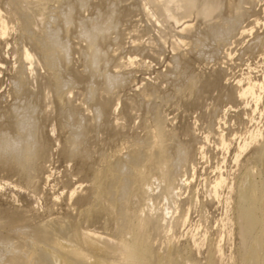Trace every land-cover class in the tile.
Instances as JSON below:
<instances>
[{"label":"rangeland","instance_id":"rangeland-1","mask_svg":"<svg viewBox=\"0 0 264 264\" xmlns=\"http://www.w3.org/2000/svg\"><path fill=\"white\" fill-rule=\"evenodd\" d=\"M18 1L23 13L31 17L33 35L22 36L9 0H0V20L7 27V34L0 37V136L10 141L7 134L13 136L15 129L6 125H14L20 118L17 111L29 114L32 108L33 115L42 118L47 154L31 182L7 168L0 169V220L7 222L12 215L19 216L27 219L29 229L71 217L81 230L88 229L104 239L114 235L117 223L113 216L99 213L85 220L82 215L92 200L88 190L90 166L79 172L76 162L62 152L60 143L67 138L69 128L61 126L50 133L61 107L55 106L50 85L56 74L65 81L63 90L70 103L87 118L81 125L86 132L85 149L93 160L112 159L116 152L124 159V147L145 139L154 115L164 119L168 135L164 141L166 158L159 165L162 170L152 168L150 191L131 199L138 202L146 224L144 233L161 249L159 252L164 254L170 240V246L181 251V258L191 254L204 263L213 256L216 264H241L236 190L264 138V0H247L246 4L221 0L220 12L210 18L196 15L202 1L197 0L191 13L182 15L177 24L148 18L137 0H70L76 1L75 14L64 10L62 0L41 2L38 9L31 4L35 0ZM236 4L241 5L235 16ZM117 8L120 17L114 18ZM69 12L70 23L64 17ZM81 22L94 31L101 28L100 36L106 39L100 49L105 58L98 60L89 76L85 74V59L100 50L80 31ZM108 24L111 27L107 28ZM213 24H218L220 31L211 32ZM56 27L68 48L54 54L55 63L49 69L40 51L45 46V32ZM175 43L180 46L178 50ZM24 50L33 53L35 66L31 73L27 71L25 92L16 94L13 82ZM177 57H183L185 67ZM129 60L133 64L129 65ZM23 65L28 69L26 62ZM83 74L82 82L74 80ZM116 75L122 82L108 80ZM249 83L255 86L253 92L259 99L239 96ZM91 84L94 96L108 99L113 113L96 117L88 100ZM142 90L150 94L149 101L139 97ZM143 146L148 148L145 143ZM184 149L187 155L179 159ZM165 169L168 176L160 179ZM218 178L223 183L213 190ZM73 189L76 200L72 198L68 209L67 196ZM260 207L264 216V191ZM27 229L15 233L30 232L31 228ZM4 231L6 228L0 226L2 238L14 233ZM13 238L4 239L9 241L6 249L12 246Z\"/></svg>","mask_w":264,"mask_h":264},{"label":"bare ground","instance_id":"bare-ground-1","mask_svg":"<svg viewBox=\"0 0 264 264\" xmlns=\"http://www.w3.org/2000/svg\"><path fill=\"white\" fill-rule=\"evenodd\" d=\"M46 1L35 0V4H31L33 9H38L40 3ZM62 1L65 6L64 10L69 9L71 13L75 14L73 9L76 1ZM138 1L142 2V8L148 18L157 17L162 21L168 20L175 24L178 23L182 15H189L197 5V0ZM241 2L246 4L247 0H241ZM20 4L18 0H9V5L17 16V24L22 36L25 34L26 37H31L30 35H33L32 20L30 15L23 13ZM102 5L101 2L96 7ZM240 5L236 4L233 15L236 16ZM220 8L221 0H202L196 10V15L210 18L217 12L219 13ZM71 13L64 15L68 23L71 22ZM114 14V18H119L120 10L117 8ZM232 19H235V17H232ZM104 27H106V24ZM109 27H111V24L107 26V28ZM56 28L55 31L48 30L45 32V46L40 51L42 52L43 64L49 69L54 66V54L68 48L61 31L58 27ZM79 28L88 37L93 47L96 45L100 50L106 43V39H103L102 35L100 36L101 28L94 31L88 28L84 22L80 23ZM224 29L228 30V27L224 26ZM210 30L211 32L220 31V26L213 24L210 26ZM6 34L7 27L4 21L0 20V37H4ZM174 47L177 50L180 48L177 43L174 44ZM101 53V50H97L89 59H85V67L88 72H85V74H88V76L93 73L91 70L96 68L98 60L101 61L105 58ZM182 58L177 57L176 59H179L178 61H182V63L184 62L183 67H185L186 63ZM20 61L19 71L13 82V92L16 94L25 92L23 83L28 76L27 71L31 73L35 66L34 55L28 50L22 52ZM23 62H26L28 69L24 67ZM128 64H133L132 60H129ZM125 66L127 65L125 64ZM115 67L122 68L124 66L116 65ZM85 74L75 78L72 77L74 80L82 82ZM51 79L50 85L52 84L53 87L52 94L55 106L58 104V107H61L57 110V124L52 122L50 133H55L56 129L61 126L69 128L67 138L60 143L62 152L76 162L79 172L90 166L88 175L90 189L88 190L92 200L87 205V209L83 210L82 215L85 220H88L97 217L99 213H106L114 217L117 223L116 229L112 239H108L109 237L104 239L101 235L98 236V233L96 234L88 229L81 230L78 223L69 217L67 219L58 218L41 225L38 223L39 225H33L30 227L31 229L29 228L30 232L17 234L16 231L27 229L28 226L25 225L27 219L12 215L7 222L0 220L2 229L6 228L9 234L14 232L11 233L14 240L10 249H6L5 246L9 242L5 240L11 239L8 235L5 236L8 232L4 231L6 233H2L5 236H3L4 238L0 237V244L3 243V246H5L0 247V264H216L217 261L213 256H209L204 263L196 261L190 253H188L190 256L185 254L184 256L187 257L182 256L181 258V251L178 252L170 246V240L166 242L168 248L164 247V254H161V249L159 248V250L153 240L144 233L146 224L141 216L142 211L138 208V202L131 201L132 198L143 197L144 194L150 191L152 185L150 170L152 168L162 170V165H159L166 158L167 151L164 147V141L168 135L164 127V119L155 114L153 126L147 129L145 139L142 141H139V139L124 147L127 150L124 159L116 152L112 159L100 158L93 160L91 153L85 149L83 138L86 132L81 125L87 118L83 114L81 115L78 108L68 100L63 90L65 81L61 80L56 74H53ZM108 80L114 81V84L120 81L117 75ZM189 82L191 85L195 84L193 79H190ZM93 84L88 88V100L92 102V106L95 108L96 117L110 114V112L113 113L114 110L110 107L108 99L94 96ZM254 87L253 84L249 83L239 96H255ZM138 95L143 101H149L150 94L147 91L142 90ZM255 97L259 99V95ZM65 106L66 108H64ZM31 111L29 114L25 110L17 111L16 116L20 118L15 121L14 125H6L8 129H11V127L15 129L13 136H10L11 133L7 134L10 141L7 142L0 136V169L7 168L21 175L27 182L33 180L34 171L38 170L37 166L40 165L41 160L47 154V139H44V131L41 130L42 122L40 121L42 118L34 116L35 110L32 108ZM77 114H79V118H77ZM120 128L123 129V127ZM64 136L66 137V135ZM143 143L148 148H145ZM257 145L254 156L249 160L250 167H246L242 172L236 190L235 219L239 226L241 236L239 239L242 243V248L238 252L241 264H264V216L260 207V200L264 191V138ZM186 155L187 150H181L179 159L184 158ZM163 172H161L160 179H165L168 176L167 169ZM222 183L223 179L218 178L214 183L213 190L221 186ZM74 189L70 190L71 192L69 191L70 193L67 196L68 209L71 208L72 198L76 200L73 197L75 194ZM165 215H167V209H165ZM101 218L103 219V217ZM98 220L96 219V221ZM28 221L26 222L28 223Z\"/></svg>","mask_w":264,"mask_h":264}]
</instances>
